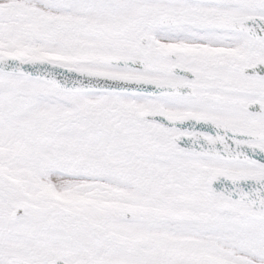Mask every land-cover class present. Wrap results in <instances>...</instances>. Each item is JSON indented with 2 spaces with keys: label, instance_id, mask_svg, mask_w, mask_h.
Wrapping results in <instances>:
<instances>
[{
  "label": "snow or ice",
  "instance_id": "obj_1",
  "mask_svg": "<svg viewBox=\"0 0 264 264\" xmlns=\"http://www.w3.org/2000/svg\"><path fill=\"white\" fill-rule=\"evenodd\" d=\"M0 264H264V0H0Z\"/></svg>",
  "mask_w": 264,
  "mask_h": 264
}]
</instances>
